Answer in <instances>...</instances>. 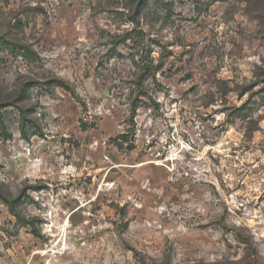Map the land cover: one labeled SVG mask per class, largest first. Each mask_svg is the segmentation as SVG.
Returning a JSON list of instances; mask_svg holds the SVG:
<instances>
[{
	"label": "rangeland",
	"instance_id": "obj_1",
	"mask_svg": "<svg viewBox=\"0 0 264 264\" xmlns=\"http://www.w3.org/2000/svg\"><path fill=\"white\" fill-rule=\"evenodd\" d=\"M0 264H264V0H0Z\"/></svg>",
	"mask_w": 264,
	"mask_h": 264
},
{
	"label": "trees",
	"instance_id": "obj_2",
	"mask_svg": "<svg viewBox=\"0 0 264 264\" xmlns=\"http://www.w3.org/2000/svg\"><path fill=\"white\" fill-rule=\"evenodd\" d=\"M2 39H3V38H2ZM2 39H1V40H2Z\"/></svg>",
	"mask_w": 264,
	"mask_h": 264
}]
</instances>
